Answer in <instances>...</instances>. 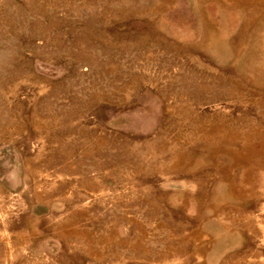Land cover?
Returning a JSON list of instances; mask_svg holds the SVG:
<instances>
[{
	"label": "rangeland",
	"instance_id": "rangeland-1",
	"mask_svg": "<svg viewBox=\"0 0 264 264\" xmlns=\"http://www.w3.org/2000/svg\"><path fill=\"white\" fill-rule=\"evenodd\" d=\"M0 264H264V0H0Z\"/></svg>",
	"mask_w": 264,
	"mask_h": 264
}]
</instances>
